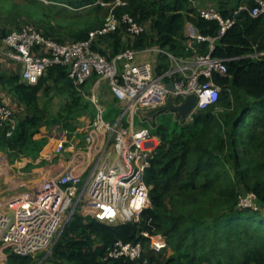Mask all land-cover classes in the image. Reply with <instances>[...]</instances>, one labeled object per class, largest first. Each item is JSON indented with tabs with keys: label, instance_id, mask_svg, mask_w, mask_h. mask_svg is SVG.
<instances>
[{
	"label": "trees",
	"instance_id": "16d2710c",
	"mask_svg": "<svg viewBox=\"0 0 264 264\" xmlns=\"http://www.w3.org/2000/svg\"><path fill=\"white\" fill-rule=\"evenodd\" d=\"M46 1L61 5L63 11L86 7L89 12L102 6L96 0ZM121 1L125 4L114 8L120 21L117 28L96 36L91 44L93 50L108 58L128 48L141 50L149 46H159L177 56H191L194 51L186 43V22L203 36L215 37L219 33L218 22L201 17L187 0ZM219 1L217 8L224 18L241 2ZM242 1L253 4L251 0ZM125 14L146 25V30L130 35L122 19ZM0 15L5 11L0 10ZM13 19L0 21V39L20 28ZM92 28L85 26L63 36L64 32L60 34L49 26L43 27L42 33L66 43L68 37L73 39L69 42L88 39ZM207 44L195 43L196 52L206 53ZM211 56L225 59L226 73L212 72L210 77L220 87L217 100L198 110L189 121L169 112L150 119L151 134L158 137L159 143L144 174L151 206L142 212L140 222L109 225L78 211L52 246L47 262L264 264V214L239 203L249 193L255 195L254 202L264 203V14L252 17L246 11L240 12L215 41ZM155 58L156 72L163 71L166 58L159 54ZM67 72L66 65L49 66L35 84L22 81L18 72L0 75V80L5 78L1 81L11 86L14 104L25 109L18 112L15 128L0 124V152L35 160L47 142L46 137L38 135L54 124L61 125L68 140H76L77 148H83L86 132L80 130L77 112L90 107L93 117L94 109L73 86ZM49 84H54L67 99L52 118L38 99L41 91L50 90ZM111 102L110 111L104 115L106 121L115 119L118 112L116 100ZM0 105L5 106L1 101ZM248 116L250 120L246 122ZM219 209L223 211L215 212ZM143 230L162 236L171 254L163 255L166 249H151L149 240L140 236ZM118 240H141L144 252L140 260L108 257ZM6 253L8 264L35 263L33 256H19L9 250Z\"/></svg>",
	"mask_w": 264,
	"mask_h": 264
},
{
	"label": "built area",
	"instance_id": "2783aa9c",
	"mask_svg": "<svg viewBox=\"0 0 264 264\" xmlns=\"http://www.w3.org/2000/svg\"><path fill=\"white\" fill-rule=\"evenodd\" d=\"M240 1L224 18L215 6H198L197 1L187 0L201 17L219 24L218 35L210 37L199 34L193 24L186 22V43L194 51L188 57L174 55L159 46L128 48L110 58L93 50L91 44L96 36L113 32L119 25L114 8L125 4L121 0H96L107 6L108 14L86 40L59 43L30 24L13 29L0 39V54L19 64L22 81L35 84L49 66L66 65L73 86L94 109L85 129L83 148L74 149L69 157L60 154L58 164L31 187L0 202V264H8L6 250L19 256H34L44 250L48 254L78 211L109 225L140 222L142 212L151 206L144 174L159 143L158 137L151 134L153 126L144 113L164 105L169 93L174 105L190 93L196 95L195 106L184 120L217 100L220 87L210 77L212 72L224 75L226 67L225 59L211 56L215 41L240 12L246 11L252 17L264 14V0H251L252 5ZM122 19L130 35L146 30V25L127 14ZM204 41L208 42L207 52L197 53L194 44ZM158 54L167 63L161 72H156L154 61ZM91 77L95 79L86 93L83 86ZM170 83L172 91L168 90ZM102 92H109L117 101L121 112L114 122L104 119L108 105ZM16 122L11 109L0 105V124L8 123L13 129ZM254 199L255 195L249 193L239 203L254 208ZM140 236L147 238L149 247L156 252L167 249L166 240L160 235L143 230ZM143 252L141 240H118L107 255L138 261Z\"/></svg>",
	"mask_w": 264,
	"mask_h": 264
},
{
	"label": "rangeland",
	"instance_id": "374dc122",
	"mask_svg": "<svg viewBox=\"0 0 264 264\" xmlns=\"http://www.w3.org/2000/svg\"><path fill=\"white\" fill-rule=\"evenodd\" d=\"M197 1L198 6H216V2L218 0H195ZM204 2L206 4H204ZM14 7V8H13ZM13 8V10H11ZM0 10L5 11V15H3L2 17H6V18H2L1 15L0 17V21H6L5 19H7V17L10 18H14L13 19V24H16L17 27H21L25 24H30L34 27H38L39 30L42 32L43 31V27L44 28H49V26H51V28L53 27L55 30H59V33L63 34V32L65 33V35L63 36H70V32L73 30H80L82 28H85V26H90L92 27H97V25L103 23L107 17L108 14V9L107 6L102 5L100 9L97 10H92V11H87L86 7H81V9H78L76 11L73 10H69L67 9L66 11L62 10V6L59 4H55V3H51L48 2L46 0H0ZM11 15V16H10ZM76 28V29H75ZM93 29V28H92ZM91 29V30H92ZM184 33L186 36V31L184 29ZM73 39H71L70 37H68L66 39V43H69V41H71ZM186 42H187V36H186ZM153 58V57H152ZM154 61L156 62V58H154ZM11 60L7 59L6 57L2 56L0 54V75L1 73H6L5 70H1V69H7L4 68L5 65H10L11 64ZM5 64V65H4ZM7 67V66H6ZM11 65L9 66V68L7 69L8 73H11L13 71V73L18 72V69L14 68L11 70ZM5 75V74H3ZM95 77H91L83 86L84 91L87 93V91L89 90V88L91 87V85L93 84ZM5 85V84H4ZM50 85V90L48 92H42V94H40L39 96V104L41 105L42 108L47 110V113L49 115L50 118H52L60 109V107L66 103L67 99L65 97L64 93L59 92V90L56 88V86L54 84H49ZM103 87V86H102ZM5 89V88H4ZM3 91L1 90V85H0V92ZM101 96V95H100ZM105 103L108 105L107 106V110L105 111L104 115L107 114L108 111H110L111 109V104H112V96L109 92H107V94L102 95ZM84 100L88 101L86 97H83ZM117 102V101H116ZM4 105L9 106V108L12 111V114L14 116V119H16L19 115H18V111L17 109L14 108V106L9 102V99H7L6 102H3ZM19 110V109H18ZM120 109L118 108V112L116 113V118L111 120L110 122H114L118 116L120 115ZM161 114V113H159ZM77 119L79 120V123L81 125L80 130L84 131L86 128L89 127V123L92 120V110L90 109V107H88V109H81L80 111L77 112ZM105 118V116H104ZM190 119H186V121H189ZM250 120V116L247 117L246 122ZM108 121V120H107ZM136 125H139V121L136 120ZM141 126V125H140ZM60 131H63V128L61 127V125L59 124H54L51 125L49 130H43V132L41 134H39V136H43L47 138V142L46 144H50V146H55L54 150L52 149L50 151L48 158L44 159V157H42L41 160H37L36 163L31 162L30 166L27 165H23L20 166L21 168H16L15 166L17 164H20L21 162L23 163V161L28 160V156H17V155H10L8 156L6 153L4 152H0V168L3 166H1V164H4L6 162H8V166L4 167L8 169V172L11 174L10 176H8V183L12 184L14 181H18V180H24V184H26V186L24 188H28L31 185L32 182V178L33 176H30L31 174L33 175L34 172L37 171H33L34 169H41L43 167L50 168L51 166H53L55 164V156L59 157L60 154L65 153V146L67 144H70L72 141L68 140L67 138L64 140H59V135L58 133ZM54 140L56 143H54ZM52 153V154H51ZM51 154V155H50ZM40 156V154H39ZM53 158V159H51ZM6 159V161H5ZM4 160V161H3ZM31 161V160H30ZM9 167V168H8ZM41 167V168H40ZM11 168L15 169V171H13ZM8 173V174H9ZM12 176V177H11ZM27 180H29L28 182H26ZM28 184V187H27ZM0 185L5 188V184L2 183V181H0ZM25 190V189H24ZM22 188H20V190L15 193L14 195L22 192ZM11 193V192H9ZM254 208L258 209L259 211H261V213L264 214V203L262 202H254ZM223 209H219V210H215V212H222ZM170 255L171 251L169 248H167L165 251H163V255ZM47 250L41 251L39 253H36L33 257L35 260L34 264H50L49 262H47L46 257H47Z\"/></svg>",
	"mask_w": 264,
	"mask_h": 264
},
{
	"label": "crops",
	"instance_id": "0c3cea01",
	"mask_svg": "<svg viewBox=\"0 0 264 264\" xmlns=\"http://www.w3.org/2000/svg\"><path fill=\"white\" fill-rule=\"evenodd\" d=\"M215 2H216V6L215 7H218V4H220L219 3L220 1L218 0V1H215ZM222 3H223V1H222ZM204 4H206V3L204 2ZM10 65L12 66L11 67V70L13 68H14V70L15 69H18L19 70V64L18 63L12 61ZM10 65H5L4 68H7L8 69ZM7 69H1V70H5L6 71V73H3V74H5L6 77L10 74V73L7 72ZM11 73H13V71ZM18 74H20L19 71H18ZM1 80H5V78H3ZM1 80H0L1 90H3V91L0 92V101H1V103L6 102L7 99H9V102L14 106V108L17 109V111L19 113H21L23 110H25L24 109V106L21 105L20 107H18V105L14 104L13 98H12V93L10 91V89H11L10 84L7 83V82H5V81H1ZM42 92H44V91H41L40 94H42ZM40 94H39V96H40ZM105 94H107V92H102V95H105ZM39 96H38V99H39ZM6 107H9V106H6ZM58 135H59V140L66 139V135H65V133L63 131H60L58 133ZM38 137H41V136L38 135ZM70 141H72V142L70 144H67L65 146V153H64L65 157H69L72 154V151L77 148V146H76V140H72L71 139ZM54 143H56L55 140H54ZM71 145H72V148H71ZM55 147H56V145L55 146H50V144H45V146L40 151V156L38 158H36L35 160H33L31 158H27L28 160L23 161V163L21 162L20 164H17L15 167L18 169V168H21L20 166H23V165H27L28 166L29 163H31V162L36 163L37 160H41L42 157H44V159H47L48 156H49L47 154H49L52 149L54 150ZM51 159H53V158H51ZM5 161H6V159H5ZM53 161H55V164L53 166H51L50 168L45 169L46 167H43V168L40 167L41 169H38V170L37 169H34L33 170V171H37V172H34L33 175L32 174L30 175V176H33V177H31L32 178V182H31L30 187L32 186V184H33L34 181H37L38 179H40L44 174H46L48 171L52 170V168H54L55 165L58 164L59 157H56L55 156V160H53ZM4 164H5V166H8V162H6ZM4 164H1V166H3V168L2 167L0 168V181H2V183H4L6 186H5V188H3L0 185V202L1 203H2L3 200L10 198L15 193H17L20 190V188H22L23 191H24V189L26 190V189L29 188L28 187V184H27V187L28 188H24L26 186V184H24V180H21V181L18 180L17 182L14 181L12 184H9L7 181H8V178H9L8 176H10L11 174L8 172L7 167L6 168L4 167ZM11 169L13 171H15V169H13V168H11ZM28 181L29 180H27L26 182H28ZM9 192H11V193H9Z\"/></svg>",
	"mask_w": 264,
	"mask_h": 264
},
{
	"label": "water",
	"instance_id": "95a60500",
	"mask_svg": "<svg viewBox=\"0 0 264 264\" xmlns=\"http://www.w3.org/2000/svg\"><path fill=\"white\" fill-rule=\"evenodd\" d=\"M168 90H173L171 83L168 84ZM196 99V95L194 93H190L183 99L180 104L174 105L172 95L169 93L164 105L146 111L144 113V116L151 119L159 113L175 112L179 118L184 120L192 112L196 103Z\"/></svg>",
	"mask_w": 264,
	"mask_h": 264
}]
</instances>
